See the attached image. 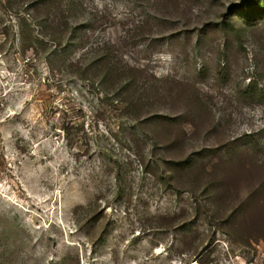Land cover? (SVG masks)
Wrapping results in <instances>:
<instances>
[{"label":"rangeland","instance_id":"obj_1","mask_svg":"<svg viewBox=\"0 0 264 264\" xmlns=\"http://www.w3.org/2000/svg\"><path fill=\"white\" fill-rule=\"evenodd\" d=\"M0 264H264V0H0Z\"/></svg>","mask_w":264,"mask_h":264},{"label":"trees","instance_id":"obj_2","mask_svg":"<svg viewBox=\"0 0 264 264\" xmlns=\"http://www.w3.org/2000/svg\"><path fill=\"white\" fill-rule=\"evenodd\" d=\"M55 21H56V20H55ZM49 29H52V30L54 31V27H53L52 24L50 25ZM55 29H56L58 32H61L60 30H62V29L59 28V27H56ZM52 38H54V37H52ZM54 39H55V38H54Z\"/></svg>","mask_w":264,"mask_h":264}]
</instances>
